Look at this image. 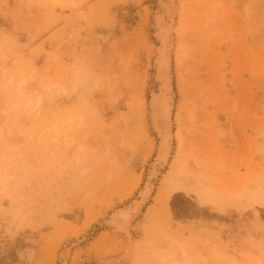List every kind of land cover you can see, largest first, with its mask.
Masks as SVG:
<instances>
[{
	"label": "rangeland",
	"instance_id": "rangeland-1",
	"mask_svg": "<svg viewBox=\"0 0 264 264\" xmlns=\"http://www.w3.org/2000/svg\"><path fill=\"white\" fill-rule=\"evenodd\" d=\"M170 1L0 0V264H264V0ZM169 5L174 149L126 237Z\"/></svg>",
	"mask_w": 264,
	"mask_h": 264
},
{
	"label": "bare ground",
	"instance_id": "bare-ground-1",
	"mask_svg": "<svg viewBox=\"0 0 264 264\" xmlns=\"http://www.w3.org/2000/svg\"><path fill=\"white\" fill-rule=\"evenodd\" d=\"M170 1V0H169ZM172 1H170L171 3ZM165 4V3H164ZM163 5V4H162ZM165 6V5H164ZM161 7V6H160ZM163 7V6H162ZM161 7V8H162ZM172 7V6H171ZM164 8V7H163ZM169 9L168 12L163 11L162 13L155 16L156 21V37L159 41L160 47H156L155 57V69H156V82L160 85L159 92H153L150 99V115L153 130L158 137L159 147L158 154L153 169L151 170L148 182L142 189L140 196V202L138 201L134 207L122 208L114 212L105 221L109 224L112 232L118 235H124L130 237L131 229L133 228V222L137 218L140 212V208L146 204L151 198L154 190L153 181L158 178L159 172L170 164L171 156L174 149V131H173V110H174V95H173V70L170 53V46L172 43V25L169 23L170 5L165 7V10ZM162 11V10H160ZM174 16V15H171ZM174 19V18H172ZM170 18V20H172ZM173 21V20H172ZM171 21V23H172ZM31 101V100H30ZM29 101L27 102V104ZM26 104V105H27ZM31 107V105H30ZM32 108V107H31ZM33 109V108H32ZM31 112V111H30ZM53 128V126H52ZM50 128L49 130H51ZM52 131V130H51ZM55 138H57L59 132L58 128L54 127ZM54 137V136H53ZM43 137H39V139ZM56 141V139H55ZM180 167L174 165L169 171L168 176L165 178L164 185L158 192L157 202L162 204V207L171 213L169 200L179 190L187 191L188 188L180 183L178 178ZM67 251V249H66ZM65 252V251H64ZM69 253V252H68ZM69 255V254H67ZM63 264H67V258L64 256Z\"/></svg>",
	"mask_w": 264,
	"mask_h": 264
}]
</instances>
